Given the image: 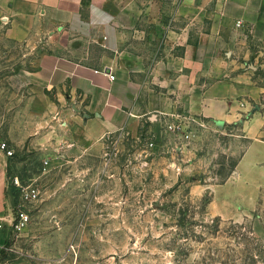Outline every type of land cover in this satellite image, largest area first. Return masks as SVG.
<instances>
[{"label": "rangeland", "instance_id": "obj_1", "mask_svg": "<svg viewBox=\"0 0 264 264\" xmlns=\"http://www.w3.org/2000/svg\"><path fill=\"white\" fill-rule=\"evenodd\" d=\"M116 1L125 7L115 11L126 32L120 61L132 81L149 83L166 51L182 52L177 33L183 27L165 11L145 8L150 0ZM189 28L196 37L197 27ZM3 32L0 138L13 150L11 184L31 216L12 250L1 254L3 262L264 264V94L246 104L239 120L204 118L186 142L151 110L136 133L113 131L82 153H62L61 144L47 137L50 127L35 128L39 123L22 112V81L9 67L21 60V48L7 57ZM244 64L264 87V58ZM142 85L126 90L129 98L136 101L139 92L143 104L163 94ZM255 117L262 129L252 137L244 123ZM248 150L249 163L240 165ZM17 177L39 189L36 200H22Z\"/></svg>", "mask_w": 264, "mask_h": 264}, {"label": "crops", "instance_id": "obj_2", "mask_svg": "<svg viewBox=\"0 0 264 264\" xmlns=\"http://www.w3.org/2000/svg\"><path fill=\"white\" fill-rule=\"evenodd\" d=\"M124 8L116 0H0L6 56L14 58L21 48V60L9 67L22 81V112L39 123L35 128L50 127L47 137L61 144L62 153H82L113 131L136 133L151 110L168 120L187 114L203 124L204 118L234 122L247 103L262 99L264 87L244 61L264 58V0H150L145 8L165 11L183 28L176 32L182 52L166 51L151 68L149 83L132 81L120 61L126 32L115 11ZM142 84L163 94L155 92L143 104L139 92V100L129 98L126 90ZM244 128L253 137L262 121L255 117ZM249 151L240 165L249 163ZM9 162L0 150V220L6 225L0 246L7 244L0 256L26 228L17 232L12 226L20 201ZM21 262L0 258V264Z\"/></svg>", "mask_w": 264, "mask_h": 264}, {"label": "built area", "instance_id": "obj_3", "mask_svg": "<svg viewBox=\"0 0 264 264\" xmlns=\"http://www.w3.org/2000/svg\"><path fill=\"white\" fill-rule=\"evenodd\" d=\"M241 22H239L240 24ZM105 72L109 75L110 79L115 80L116 75L108 72V68L105 69ZM195 125H204L202 121L197 120L196 118L187 115V114H178L173 115L172 118L169 119L168 127L170 131L175 134L179 135L183 142L189 141L194 137V126ZM0 150L3 151L7 156L13 155V150L10 148L9 144L0 138ZM47 163V162H46ZM14 184L20 187L22 200L27 201H34L39 196V189L32 185L24 186L20 183L19 178H15ZM31 216L30 214L20 207L17 209L14 221H13V228L15 231L19 232L23 228H25L28 223L30 222ZM6 227L5 223L0 220V231H2ZM7 244L0 246V251L5 249Z\"/></svg>", "mask_w": 264, "mask_h": 264}, {"label": "trees", "instance_id": "obj_4", "mask_svg": "<svg viewBox=\"0 0 264 264\" xmlns=\"http://www.w3.org/2000/svg\"><path fill=\"white\" fill-rule=\"evenodd\" d=\"M15 188V187H14Z\"/></svg>", "mask_w": 264, "mask_h": 264}]
</instances>
